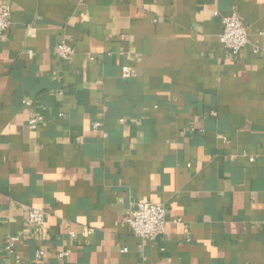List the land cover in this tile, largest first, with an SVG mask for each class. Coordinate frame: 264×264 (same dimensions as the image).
Returning a JSON list of instances; mask_svg holds the SVG:
<instances>
[{
  "label": "crops",
  "instance_id": "1",
  "mask_svg": "<svg viewBox=\"0 0 264 264\" xmlns=\"http://www.w3.org/2000/svg\"><path fill=\"white\" fill-rule=\"evenodd\" d=\"M7 3L0 264H264V0ZM232 12L250 40L236 57L219 37ZM145 201L167 208L155 240L127 224Z\"/></svg>",
  "mask_w": 264,
  "mask_h": 264
},
{
  "label": "built area",
  "instance_id": "2",
  "mask_svg": "<svg viewBox=\"0 0 264 264\" xmlns=\"http://www.w3.org/2000/svg\"><path fill=\"white\" fill-rule=\"evenodd\" d=\"M218 14L217 12L215 13ZM223 30L220 34V41L229 50L231 56L236 57L250 42L247 26L243 19L237 12H232L222 18ZM11 25V10L7 3V0H0V38L5 34ZM259 49L255 48V52ZM75 48L65 41L58 43L57 55L64 61H71L75 56ZM132 74L131 67L124 65L122 67L123 77L130 78ZM27 104L30 102L25 101ZM39 118L33 116L28 121L30 129H36L38 126ZM100 126V122H96L94 127ZM29 224L43 228L46 224V213L38 208H30L28 211ZM167 208L165 204L155 201L140 202L131 209L127 215V224L130 227L132 233L144 240H155L159 236L163 235L167 231L168 227ZM93 228L89 227L84 231V234L93 233ZM71 239L77 237V233L74 230L69 231ZM21 240L19 234H13L9 237L6 244V251L13 253L14 248L18 241ZM125 251V250H124ZM71 249H65L59 252V258L61 260L67 259L71 255ZM45 251L41 250L37 252V256L43 257ZM65 264V263H63Z\"/></svg>",
  "mask_w": 264,
  "mask_h": 264
},
{
  "label": "clouds",
  "instance_id": "3",
  "mask_svg": "<svg viewBox=\"0 0 264 264\" xmlns=\"http://www.w3.org/2000/svg\"><path fill=\"white\" fill-rule=\"evenodd\" d=\"M33 135H35V133H33ZM56 195H57V197H58L59 199L63 200L65 203L70 202V198H69L68 196L64 195L63 193H57ZM57 214L60 215V214H62V213L58 211ZM79 219H80L81 221L85 220L84 217H79ZM50 220H51L53 223L55 222V219H54L53 217H50ZM212 251H213V255H215V249H212Z\"/></svg>",
  "mask_w": 264,
  "mask_h": 264
}]
</instances>
